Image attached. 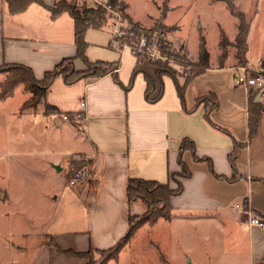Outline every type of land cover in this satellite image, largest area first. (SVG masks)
Masks as SVG:
<instances>
[{"label": "crops", "instance_id": "crops-1", "mask_svg": "<svg viewBox=\"0 0 264 264\" xmlns=\"http://www.w3.org/2000/svg\"><path fill=\"white\" fill-rule=\"evenodd\" d=\"M56 1L44 0L49 6ZM124 1L133 22L144 28L161 22L176 48L198 61L199 53H189L186 41L173 33L178 23L168 19L174 9L169 0L165 15L162 0L148 24ZM47 5L32 2L24 11L13 13L7 1L0 0V65H28L41 79L62 59L77 55L73 16L67 11L53 16ZM237 32L238 28L229 37L224 31L229 43L223 51L220 45L218 60L213 61L209 51L208 66L201 67L188 83L181 74H164L158 79L153 63L143 66L156 79L155 88L147 93L144 72L135 71L136 55L113 44L110 27L88 28V60L114 63V69L73 83L59 75L46 95L58 111L47 112L41 106L39 111L25 112L34 117L41 114L45 129L66 136V144H57L61 150L40 144L35 151L41 173L56 178L49 188L43 183L35 187L46 202L34 207L17 202L15 208L0 210L12 238L0 244V264H87L86 257L65 251L114 246L126 234L130 215L148 209L142 200H129V178L170 182L175 187L171 174L183 169L181 158L191 174L178 177L183 189L170 198L171 218L139 228L118 258L107 264L146 240L162 243L170 258L176 257L171 252L172 241L176 242L191 264L264 263V229L251 226L248 213L250 209L264 220V86L257 97L262 104L258 130L250 138L248 88L234 82L239 65ZM247 43V64L264 69V33L256 36L250 22ZM74 65L87 69L81 57H75ZM82 100L86 101L83 110ZM77 112H81L80 118ZM186 137L194 141L195 155L189 149L181 155ZM74 160L85 161L89 175L71 184L69 177L78 168ZM11 192L0 182V200L10 203ZM236 204L244 205L246 211ZM4 254L8 260L3 259Z\"/></svg>", "mask_w": 264, "mask_h": 264}, {"label": "rangeland", "instance_id": "rangeland-1", "mask_svg": "<svg viewBox=\"0 0 264 264\" xmlns=\"http://www.w3.org/2000/svg\"><path fill=\"white\" fill-rule=\"evenodd\" d=\"M126 1L129 3L131 11L144 24H148L151 21V15L157 13L160 10L159 5H162V0ZM169 1L171 6H174V9L171 10L168 19L178 23V26L175 25V28H173L174 32H172L186 41L189 53L192 55L199 53L200 36L202 34L206 40V48L207 50L209 49L208 52L210 51L212 60H218L223 39L221 32L224 30L229 37H232L239 25L238 17L231 13L226 2L224 0ZM233 1L246 13L247 20L255 27L256 36L258 32L264 33V0ZM81 2L90 4L93 1L82 0ZM107 23V26L112 31L117 27L121 31H130L132 29L130 23H127L123 17L114 19L110 15ZM120 36H122V39H126L127 34L122 33ZM168 41V47L165 48L167 55H169L167 59L160 58L149 62L142 61L141 65L146 67V65L153 63L157 69L159 63L165 62L169 67L175 69L176 74L184 76L187 65H192L191 71L198 69L199 65L196 64L197 62L177 49L169 34ZM223 47L221 45L222 51ZM238 63H240L239 60H237ZM0 73V79L3 81L6 73ZM30 97L31 93L20 84L14 89L12 94L5 99H0V182H5V185L10 188L13 195L10 203L0 200V210L3 211L10 207L15 208L22 203L26 206L34 207L39 202H46L44 197L39 198L40 192H38L37 188L40 187L41 183L49 188V183L56 178L54 179L55 176L49 172L41 173L40 159L35 154V151L38 150L40 144L49 150H56L57 144H60V146L66 144V136L62 137L60 133L56 134L47 131V128L45 129L41 114L34 117V114L25 113L26 111H39L41 109V106L35 109L32 105L22 108V104ZM56 138L59 141H56ZM60 146H58L57 150L63 148ZM181 171L177 172L181 173ZM65 172L66 169L62 172L64 182L67 180ZM178 177L179 173L175 174V178ZM35 187L37 188L35 189ZM35 196V201L32 202ZM4 219L0 215V244L8 243L9 239L12 240L7 231V222ZM172 243L171 252L176 256L175 258L167 256L162 243L146 240L143 245L135 244L127 248L113 264H191L184 260L182 249L176 242L172 241ZM164 256H167V259ZM3 259L8 260V255L4 254Z\"/></svg>", "mask_w": 264, "mask_h": 264}, {"label": "trees", "instance_id": "trees-1", "mask_svg": "<svg viewBox=\"0 0 264 264\" xmlns=\"http://www.w3.org/2000/svg\"><path fill=\"white\" fill-rule=\"evenodd\" d=\"M6 1L8 3L9 10L13 13L24 11L32 2H39L47 5L44 0ZM167 1L168 0H165L162 15H165L166 13ZM224 1L231 13L239 19L238 32L235 40L237 57L240 62L239 65L247 64L248 60L246 53L248 49L247 37L249 31V20H247L246 13L242 11L233 0ZM109 3L121 14L123 19L129 20L132 28L131 30L134 33L140 34L157 28L167 29V27L161 22H157L150 28L141 27L139 24L133 22L126 12L128 5L124 0H109ZM47 6L53 16H58L65 11L69 12L73 16L75 22V41L77 44V55L75 57H81L85 60L87 63V69H77L74 65L75 57L73 56L62 59L53 69L46 71L41 79L35 76L32 68L28 65L22 63H8L0 65V72L6 73L5 79L1 82L0 99H4L12 94L14 89L18 85L22 84L24 89L31 93V97L22 104V108H25L27 105H32L35 109L40 106H44L47 112H56L58 109L48 103L46 95L49 87L57 76L61 75L67 83H73L82 78L101 77L113 71L115 66L114 63L104 60H98L95 62L88 60L86 54L88 42L85 39V32L88 28L106 27L111 13L102 4L96 2L89 4L87 2H81L80 0H58L54 5ZM221 34L223 36L221 45L225 47L229 41L224 31H222ZM199 48V59L196 64L200 67H198L197 70L191 71V73L187 75L186 83L190 82L194 76L202 71L201 67L204 68L208 66L209 52L206 48V41L203 35L200 36ZM163 52H165V48H163ZM135 71L144 72L148 82L147 93H150L156 86L155 77L148 70H146L139 61L137 62ZM164 74L176 75V72L175 69L169 67L167 63L161 62L158 64V68L156 70L157 78L161 79ZM261 88L262 87L257 85H249L248 87L250 138L254 137L258 130L262 104L257 97ZM215 101L213 102V106L217 104ZM187 149L191 150L195 155V143L192 139L186 137L181 144V155ZM180 162L183 168L181 173L173 172L171 174V178L176 181L175 187H172L170 182L164 183L154 179L135 177L129 178L126 185L129 200H142L147 204L148 209L142 214L130 215L129 228L126 234L121 237V239L114 246L107 249L90 248L84 252H65L68 254L86 257L89 260L87 264H107L109 260L118 258L120 251L139 228L145 224L152 226L161 218L170 219L172 216L170 198L172 195L180 193L183 189L182 181L175 178V174L179 173V176L181 177H186L191 174L190 168L186 165L182 158ZM73 163L78 168L86 165V162L83 160H74Z\"/></svg>", "mask_w": 264, "mask_h": 264}, {"label": "built area", "instance_id": "built-area-1", "mask_svg": "<svg viewBox=\"0 0 264 264\" xmlns=\"http://www.w3.org/2000/svg\"><path fill=\"white\" fill-rule=\"evenodd\" d=\"M93 2L102 4L106 7L111 16L114 19H119L121 14L113 8V6L109 3V0H91ZM154 30V29H153ZM150 30L148 32H142L140 34L134 33L132 30L130 31H121L119 27L115 28L113 35V44L119 48L122 52L124 50H130L134 53L141 63L142 61H151V60H159L160 58L167 59L169 55L165 51L163 52V48L168 47V34L169 31L165 28H159L156 30ZM127 34L126 39H122L121 34ZM187 70L185 71V75H188L192 69V65H187ZM236 72L234 74V82L237 84L244 85L246 88L249 85H257L260 87L264 86V69L254 68L248 64H242L235 67ZM86 106V101H81V109L83 110ZM77 118L82 116L81 112L76 113ZM64 118L69 119V115L65 114ZM89 175V171L86 168V165L80 168H77L72 172L69 177V181L71 184H75L79 182L81 179L87 177ZM236 206L243 211H246L244 205L236 204ZM249 224L251 226L257 225L264 229V220L260 219L257 216L252 215L251 210L249 209Z\"/></svg>", "mask_w": 264, "mask_h": 264}, {"label": "water", "instance_id": "water-1", "mask_svg": "<svg viewBox=\"0 0 264 264\" xmlns=\"http://www.w3.org/2000/svg\"><path fill=\"white\" fill-rule=\"evenodd\" d=\"M57 168H60L59 166H57Z\"/></svg>", "mask_w": 264, "mask_h": 264}]
</instances>
